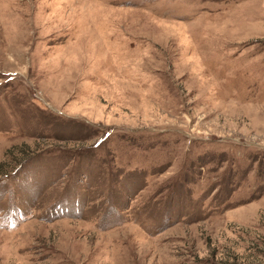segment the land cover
Segmentation results:
<instances>
[{
    "label": "rangeland",
    "instance_id": "rangeland-1",
    "mask_svg": "<svg viewBox=\"0 0 264 264\" xmlns=\"http://www.w3.org/2000/svg\"><path fill=\"white\" fill-rule=\"evenodd\" d=\"M0 264H264V0H0Z\"/></svg>",
    "mask_w": 264,
    "mask_h": 264
}]
</instances>
